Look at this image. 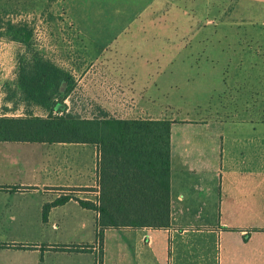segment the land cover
<instances>
[{"label":"crops","instance_id":"1","mask_svg":"<svg viewBox=\"0 0 264 264\" xmlns=\"http://www.w3.org/2000/svg\"><path fill=\"white\" fill-rule=\"evenodd\" d=\"M243 1L264 5V0ZM166 4L167 0L54 4L96 51L127 57L117 63L118 85L126 84L133 99L119 113L172 122L171 226L107 229L102 264H264L263 59L235 63L232 55L247 49L227 48L231 61L223 64L222 98L213 90L210 98H193L194 108L193 103L192 108L185 106L191 98L176 95L162 102L167 95L162 72L177 69L178 55H191L189 48L185 52L167 42L183 38L181 31L152 30ZM162 56L175 59L167 62ZM205 101L208 119L199 120L191 112ZM99 158L95 144L0 142V244L32 246L0 248V264H97L98 212L82 207L79 200L98 205ZM63 196L69 200L54 206L44 221V206ZM83 245L93 247L88 252L59 249Z\"/></svg>","mask_w":264,"mask_h":264},{"label":"rangeland","instance_id":"2","mask_svg":"<svg viewBox=\"0 0 264 264\" xmlns=\"http://www.w3.org/2000/svg\"><path fill=\"white\" fill-rule=\"evenodd\" d=\"M56 1L0 0V116L8 113V117L51 115L94 119L106 112L114 119L150 120L148 115L125 113L133 98L126 84L118 85L117 63L127 57L92 48L54 9ZM157 18L152 30L181 31L183 38H169L167 42L191 52L176 59L162 56L163 61L175 59L174 62L180 63L177 69L162 72L167 92L166 98H160L162 102L176 95L186 101L191 98V103L186 102L185 106L194 108L193 98H210L213 90L222 98L223 64L231 61V56L225 53L227 48L247 49L241 55H232L235 63L256 59L259 62L263 59L264 63V5L243 0H167ZM256 48L263 50L255 51ZM181 64H192L193 68ZM44 65L65 73L68 79L63 90L64 82L46 86L47 74L51 72L42 70ZM24 77L37 78L44 86L43 93ZM237 87L239 92L241 88ZM31 88L33 95L29 93ZM120 110L125 111L119 113ZM171 114L178 116V112ZM191 114L207 120L206 101Z\"/></svg>","mask_w":264,"mask_h":264},{"label":"trees","instance_id":"3","mask_svg":"<svg viewBox=\"0 0 264 264\" xmlns=\"http://www.w3.org/2000/svg\"><path fill=\"white\" fill-rule=\"evenodd\" d=\"M46 86H59L68 77L59 69L44 65ZM42 75H40L41 77ZM25 78L42 94L36 78ZM45 80V81H46ZM41 84L44 85V82ZM35 82V85H34ZM34 94L32 88L29 89ZM38 104H43L39 103ZM171 126L168 120H124L109 117L84 119L71 116H0V142L87 143L99 149L98 205L79 200L82 207L98 212L97 264L103 263V240L111 228L167 229L171 226ZM69 200L63 196L43 208L46 221L54 206ZM93 246H62L61 251L88 252ZM0 248L31 249V245L0 244Z\"/></svg>","mask_w":264,"mask_h":264},{"label":"water","instance_id":"4","mask_svg":"<svg viewBox=\"0 0 264 264\" xmlns=\"http://www.w3.org/2000/svg\"><path fill=\"white\" fill-rule=\"evenodd\" d=\"M65 86H66V83L64 82V83L62 84V86H61V90H63V89L65 88Z\"/></svg>","mask_w":264,"mask_h":264}]
</instances>
